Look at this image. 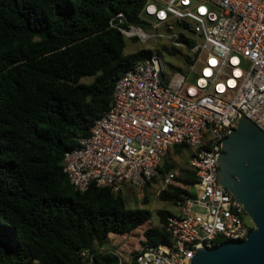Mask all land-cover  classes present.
Returning <instances> with one entry per match:
<instances>
[{"label":"built area","instance_id":"built-area-1","mask_svg":"<svg viewBox=\"0 0 264 264\" xmlns=\"http://www.w3.org/2000/svg\"><path fill=\"white\" fill-rule=\"evenodd\" d=\"M137 17L132 23L117 11L108 26L140 44L182 49L188 74L167 75L157 53L135 63L115 83L109 109L65 153L62 170L81 193L91 185L133 193L161 176L171 151L190 149L196 182L166 219L170 242L141 245L127 259L115 254L119 264H190L197 249L243 241L254 227L217 182L216 159L239 114L264 132V0H146ZM175 176L165 174L163 187ZM81 256L91 264L93 254Z\"/></svg>","mask_w":264,"mask_h":264},{"label":"trees","instance_id":"trees-1","mask_svg":"<svg viewBox=\"0 0 264 264\" xmlns=\"http://www.w3.org/2000/svg\"><path fill=\"white\" fill-rule=\"evenodd\" d=\"M145 2L0 0V264H87L83 251L93 254L91 264H119L101 249L109 235H128L151 219L148 210L127 207L125 192L75 190L62 170L65 153L109 109L118 79L155 53L125 55L123 36L108 26L117 11L138 23ZM172 169L165 161L159 171ZM181 174L160 201L176 205L192 188L193 170ZM170 214L157 212L159 225L143 232L142 245L170 242Z\"/></svg>","mask_w":264,"mask_h":264},{"label":"water","instance_id":"water-1","mask_svg":"<svg viewBox=\"0 0 264 264\" xmlns=\"http://www.w3.org/2000/svg\"><path fill=\"white\" fill-rule=\"evenodd\" d=\"M221 143L217 182L227 189L253 223L243 241L200 248L190 264H264V132L241 114Z\"/></svg>","mask_w":264,"mask_h":264},{"label":"rangeland","instance_id":"rangeland-1","mask_svg":"<svg viewBox=\"0 0 264 264\" xmlns=\"http://www.w3.org/2000/svg\"><path fill=\"white\" fill-rule=\"evenodd\" d=\"M124 42L125 55L134 53L142 48H155L154 52L159 54V56L163 59L167 75L176 72L188 74L186 61L184 60L186 52L180 48H174L169 42L162 41L157 43L149 42L147 44H140L128 39H124ZM161 45L166 47L167 52L161 51ZM159 51L161 52L159 53ZM198 70L199 64H196L191 72V75L197 74ZM91 81V78H86L83 80L85 83H89ZM188 83L192 84L190 80ZM190 153L191 151L187 148H182L178 149L176 152L171 151V154L165 158V161H167L169 164H172L174 167V169H172L169 173L176 174L175 178L172 180V184L179 183L176 178H180L182 175L181 171H183L184 168H188ZM164 176V174H161V176L157 177L143 191L123 194L128 208L146 209L151 213V219L128 235H110L105 241L103 247L111 250L119 256L121 255V257L124 259L129 258L131 255L137 253L140 250L143 241V232L150 227L159 225L157 212L160 210L173 212L176 209V206L172 203L162 202L158 198L159 193L166 189V187H163L162 182Z\"/></svg>","mask_w":264,"mask_h":264},{"label":"crops","instance_id":"crops-1","mask_svg":"<svg viewBox=\"0 0 264 264\" xmlns=\"http://www.w3.org/2000/svg\"><path fill=\"white\" fill-rule=\"evenodd\" d=\"M170 154H171V152H170ZM170 154H169V155H170ZM164 162H165V159H164L162 165L164 164ZM162 165H161V166H162ZM174 211H175V210H174ZM174 211H173V212H174ZM173 212H171V213H173ZM112 235L114 236V234H111V236H112ZM109 236H110V235H109ZM108 238H109V237H108ZM101 249H106V248H105V247H102Z\"/></svg>","mask_w":264,"mask_h":264}]
</instances>
